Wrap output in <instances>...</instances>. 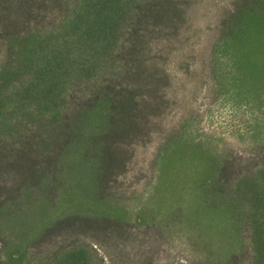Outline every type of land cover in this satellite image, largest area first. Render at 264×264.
<instances>
[{"label":"trees","instance_id":"obj_1","mask_svg":"<svg viewBox=\"0 0 264 264\" xmlns=\"http://www.w3.org/2000/svg\"><path fill=\"white\" fill-rule=\"evenodd\" d=\"M202 87L251 143L199 133ZM154 139L147 185L179 203L131 219ZM1 231L0 264H159L170 231L189 264H264V0H0Z\"/></svg>","mask_w":264,"mask_h":264},{"label":"rangeland","instance_id":"obj_2","mask_svg":"<svg viewBox=\"0 0 264 264\" xmlns=\"http://www.w3.org/2000/svg\"><path fill=\"white\" fill-rule=\"evenodd\" d=\"M206 20L207 19L201 20L200 22L206 24ZM213 21L214 16L209 17L208 23H212ZM182 96L185 97L184 101H186V104L184 107L186 111H194L198 116L197 118L199 121L197 126L199 128V133L206 137H211L214 144H227L243 149V147L252 142L251 139L243 133V129L249 124V119L251 117V113L248 112L247 107L235 106L232 103L226 102L213 103L212 100L214 97L206 87L201 88L200 92L197 93V98L194 96L192 97L188 90H185ZM159 144L160 141L154 139L146 147H140L135 164L130 172H128L127 176L122 179L124 181V187L126 188V200L124 203L128 209L132 210L130 215L131 219L134 218L135 213L138 212L143 205L146 206L144 216L147 220H150V218L153 217L161 218L165 214L167 215L168 209L171 207V202H174V205L179 203L178 199L180 198L173 200L166 194V191L164 194L160 195V192L158 193L153 186L147 185L148 180L152 176V166L158 152V147L160 146ZM159 170H161V167L158 165L155 172H159ZM150 195H152V198H150ZM166 195L168 199H166ZM163 197L166 200H163L164 202L162 201ZM167 204L170 207H168ZM183 232L184 231L181 233L170 231L172 236V241L170 242L168 239L163 241L162 238L157 237L162 244L157 251L155 250L156 263L189 264L188 261L192 258V255L188 246L181 238ZM10 236L8 232H0V256L2 258L7 257L8 251L4 246L6 245V240L7 242L8 240H12Z\"/></svg>","mask_w":264,"mask_h":264}]
</instances>
